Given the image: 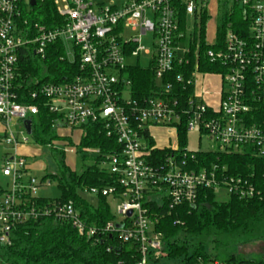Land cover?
Segmentation results:
<instances>
[{
  "label": "built area",
  "instance_id": "2783aa9c",
  "mask_svg": "<svg viewBox=\"0 0 264 264\" xmlns=\"http://www.w3.org/2000/svg\"><path fill=\"white\" fill-rule=\"evenodd\" d=\"M30 1L0 0V124L12 151L2 168L3 175L11 177V187L0 194L2 244H11L15 225L54 216L95 243L108 235L119 246L136 241L140 252L136 264H158L167 252L163 234L156 230L158 218L151 216L145 203L164 197L172 209L194 204L203 188L224 189L240 198L261 193L251 178L219 172L218 166L187 169L188 149L180 147L177 137L176 143L161 145L154 129L177 135L179 123L185 121L187 131L198 130L217 144L215 151L249 152L264 158V0H52L61 18L52 26L28 21ZM213 6L219 14L240 12L241 21L229 24L222 41L217 29L214 40L205 37L209 45L205 56L222 70L202 72L197 60L189 77L176 75L177 82L194 87L183 104L173 83L162 80L177 65L188 63L189 54L199 59L200 40L193 50L191 47L193 31L188 35V47H181L187 39L185 21L193 17L197 29L201 16ZM146 35L150 47L142 45ZM51 52L71 64L79 62L78 70L70 71L69 79L61 82H43L29 74L25 79L29 88L21 92L22 57L45 61ZM141 56L149 61L159 87L155 94L139 100L131 94L127 69L132 65L127 60ZM200 73L220 78L215 104L195 93ZM41 105L53 115L59 136L46 145L50 149L77 155L85 128L93 122H100L108 137L117 139L119 148L109 153L107 166L118 175L121 190L105 187L89 192L108 196L110 205L117 203V216L101 228L87 225L72 201L42 206L33 200L39 197L38 186L47 181L24 179L30 163L19 147L29 145L32 134L27 133L24 121L39 114ZM14 117L22 122L17 132L12 129ZM65 129L67 133H63ZM157 148L172 149V154L153 164L150 158ZM115 247L107 246V250ZM208 264L225 263L213 260Z\"/></svg>",
  "mask_w": 264,
  "mask_h": 264
},
{
  "label": "trees",
  "instance_id": "16d2710c",
  "mask_svg": "<svg viewBox=\"0 0 264 264\" xmlns=\"http://www.w3.org/2000/svg\"><path fill=\"white\" fill-rule=\"evenodd\" d=\"M26 17L29 22L36 21L48 26L57 21L61 22L52 0H38L27 12ZM208 18L207 13L201 16L195 29L194 42L191 44L193 50L195 41L200 40L199 59L192 53L189 54L188 63L177 65L174 71L162 80L164 83H173L175 92L183 104L193 93L194 87L177 82V74L182 73L189 77L197 60L202 72L222 70L218 63L211 62L205 56V50L209 47L205 43ZM239 21L240 12L222 13L217 25L219 40L222 41L225 37L230 23L238 24ZM78 63L71 64L67 60H61L52 52L45 61L25 55L21 59L23 86L20 91L26 92L29 88L25 80L29 74L38 76L43 82H61L69 79L70 71L78 70ZM127 74L132 81L131 94L135 99L140 100L155 94L154 91L159 87L151 67L132 65L127 69ZM170 96L172 97V91ZM29 101L37 102L33 99ZM40 108L39 114L31 117L32 138L37 144L47 145L59 136L52 124L53 115L44 105ZM187 133L185 121L179 123L177 138L182 148H186ZM117 148V139L108 137L100 122L88 123L77 145V154L83 161L91 159L93 162L78 172L66 162L64 151L51 149L59 174H48L41 182L43 184L48 179L56 180L61 196L55 199L40 196L33 200L42 206L53 201H72L87 225L103 227L115 218L109 197L98 193L93 202L85 197V193H89L92 188L101 190L105 187H116L121 190L118 175L109 171L107 166L110 161L109 153ZM171 154L172 149L157 148L151 154L150 160L153 164H158ZM186 159L187 169L198 171L218 166L219 172L249 177L261 193L252 198L228 194V199L222 201L217 198V191L213 188H203L199 190L194 204L183 203L172 209L164 197L145 203L151 216L158 218L156 230L163 234L164 249L167 252L165 259L158 264H208L213 260L225 264H264V257L252 258L241 256L239 253L247 244L264 242V158L249 152L225 154L215 150H187ZM4 191L5 189L0 187V194ZM110 245L117 247L107 250ZM119 245L109 235L104 241L95 243L85 234L79 233L70 223L58 221L54 216L43 215L13 227L11 244L0 242V264H136L140 258L139 244L130 241ZM209 245L215 249V257H211L208 252ZM237 249L239 251H236Z\"/></svg>",
  "mask_w": 264,
  "mask_h": 264
},
{
  "label": "rangeland",
  "instance_id": "374dc122",
  "mask_svg": "<svg viewBox=\"0 0 264 264\" xmlns=\"http://www.w3.org/2000/svg\"><path fill=\"white\" fill-rule=\"evenodd\" d=\"M32 7H30L31 9ZM221 14L217 12V6H213V9H210L208 13V20L206 21V32L205 37L207 38V41L214 40V37L216 36V29L219 22ZM194 22L195 20L193 17H189L186 19L185 23L187 26V39L186 41L181 45L182 48L188 47L189 41H188V35L190 32L195 34L194 30ZM142 45L146 47H150V37L149 35H146L142 41ZM39 60V59H38ZM128 64H131L133 66L140 65L143 68L149 67V61L144 56H141L140 58L137 57H131L127 60ZM218 86V87H217ZM221 87L220 78L218 76H215L214 74H198L196 76V82H195V93L198 97L202 98L206 103L215 104L217 102V96L216 92L219 91ZM225 88H227V85H225ZM204 90H207L206 93L203 95ZM216 96V97H215ZM22 125V122L18 121L16 117L13 118V127L12 129L17 132L18 128H20ZM63 133H67V129L62 130ZM155 134H161L162 138H165L168 136H172L174 133L172 131L167 132L163 130H157L154 129ZM177 135L174 134V138H172V144L177 142L176 139ZM167 142V140H166ZM165 142V143H166ZM29 145L33 146L35 145V151L30 156H28V160L30 163V169L24 173V179L28 180L29 178H35L38 183L41 182L43 177H45L48 174H59V169L55 160V157L53 153L51 152V149L46 145H40L34 142L32 135L29 139ZM186 148L191 151H200V150H213L217 149V144L213 143L205 134H201L200 131L194 130V131H188L187 133V143ZM12 152L10 149V145L6 143L5 141V132L3 129V126L0 124V187H3L5 190L9 189L11 187V177H7L3 175L2 168L5 162V156ZM66 162L74 168L76 171L81 172L86 165L91 164L93 161L91 159L83 161L81 156L79 154H67L66 155ZM47 182L44 183L41 186H38L36 195L45 197V198H58L61 196V191L59 188V184L54 179H48ZM50 181V182H49ZM217 198L219 200L225 201L228 199V194L224 189H219L217 192ZM85 197L88 198L91 201L96 200V195L92 193H85ZM111 208L115 216H117V203L111 202ZM236 251H239L238 249ZM208 252L210 253L211 257H215L216 251L212 247V245H209ZM241 256H248L252 258H262L264 257V242H255L250 243L241 248L239 251Z\"/></svg>",
  "mask_w": 264,
  "mask_h": 264
},
{
  "label": "crops",
  "instance_id": "0c3cea01",
  "mask_svg": "<svg viewBox=\"0 0 264 264\" xmlns=\"http://www.w3.org/2000/svg\"><path fill=\"white\" fill-rule=\"evenodd\" d=\"M156 129L157 130L159 129V130H163L164 131V129H161V128H156ZM157 136H158V142L161 145H163L166 142V140H167V142H169V143L172 144V138H174L172 136H168V137L165 138L166 140L164 141V138L161 137L163 135L158 134ZM34 151H35L34 145L33 146H30V145H22V146L19 147V152L21 154H23V155H26L27 157L30 156L32 153H34Z\"/></svg>",
  "mask_w": 264,
  "mask_h": 264
},
{
  "label": "water",
  "instance_id": "95a60500",
  "mask_svg": "<svg viewBox=\"0 0 264 264\" xmlns=\"http://www.w3.org/2000/svg\"><path fill=\"white\" fill-rule=\"evenodd\" d=\"M31 6H35L36 5V0H31L30 1ZM25 124V128L27 130L28 134H32V120L31 119H27L24 121ZM129 215H131V211L129 212Z\"/></svg>",
  "mask_w": 264,
  "mask_h": 264
}]
</instances>
